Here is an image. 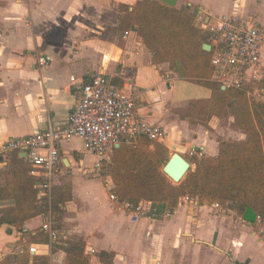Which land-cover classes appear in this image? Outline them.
<instances>
[{"label": "crops", "instance_id": "obj_1", "mask_svg": "<svg viewBox=\"0 0 264 264\" xmlns=\"http://www.w3.org/2000/svg\"><path fill=\"white\" fill-rule=\"evenodd\" d=\"M137 1L0 0V146L48 126H63L75 103L73 86L93 73L108 75L117 86H129L136 113L162 127L167 137L161 144L179 153L190 166H194L190 158L216 156L219 141L246 139L231 116H211L207 126L180 117L190 103L210 98L211 89L182 77L168 63L153 64L142 39L131 29H118L116 6L125 4L131 10ZM182 5L194 13V19L197 10L211 18L225 15L217 14L209 0H175L176 8ZM203 43L208 44V39ZM263 47L264 42L261 72ZM40 55L50 57L47 66L37 65ZM204 80L211 81L209 76ZM144 139L149 142L138 138L130 146ZM85 152L92 155L83 147L59 148L60 169L71 197L63 203L57 232L64 240H81L89 264H103L98 257L101 251L114 254L112 264H199L201 256L210 260L207 264H231L226 260L229 252L235 264H264V242L257 232V220L250 223L234 210L215 208L213 203L192 197L185 201V196L166 213H159L157 204L140 200L152 204L149 216H142L132 203L109 198L114 186L109 175L103 184L95 174H80L82 169L73 158L77 154L82 156L79 164L86 168L82 173L95 172V157L84 164ZM0 157V190L10 189L4 170L14 157L25 161L23 153L12 151ZM92 180H97L96 184ZM14 205L12 195L0 199V217ZM43 220L44 212L24 221L20 229L0 222V262L8 257L7 264H16L12 260L18 252L15 246L33 243L40 245L39 251L28 255L45 258L46 263L29 259L28 264H54L55 257L59 264H66L65 252L54 248L58 241H31L36 233L44 234L40 230Z\"/></svg>", "mask_w": 264, "mask_h": 264}, {"label": "trees", "instance_id": "obj_2", "mask_svg": "<svg viewBox=\"0 0 264 264\" xmlns=\"http://www.w3.org/2000/svg\"><path fill=\"white\" fill-rule=\"evenodd\" d=\"M115 12L118 29L133 30L150 51L153 64L168 63L182 77L211 89L210 98L190 103L180 117L207 126L209 117L228 115L234 126L246 133V139L219 141L218 154L195 158L194 170L179 184H173L160 170L161 162L168 156L163 144L157 142L153 151L146 148L145 139L135 146H112L104 172L112 178L111 192L123 203L151 201L157 204L159 213L175 209L179 198L187 194L201 202H217L247 222L253 223L257 218L264 222V102L248 97L247 90L254 82L221 89L218 83L204 80L209 76L210 53L203 51L201 45L207 38L202 28L193 23L194 13L187 6L176 8L171 0H139L131 10L128 5L118 4ZM4 171L10 178V189H1L0 199L12 195L15 205L0 217V222L20 229L24 221L43 213L46 203H37L34 178L25 161L14 157ZM70 197V187H55L51 204L64 203ZM31 241L45 243L47 237L38 232L31 236ZM57 241L54 248L65 252L66 264H89L81 240H64L59 236ZM113 255L101 251L98 257L103 264H112ZM29 259L46 263L45 258L30 257L27 252L12 256L16 264H28ZM8 261L5 257L0 264Z\"/></svg>", "mask_w": 264, "mask_h": 264}, {"label": "built area", "instance_id": "obj_3", "mask_svg": "<svg viewBox=\"0 0 264 264\" xmlns=\"http://www.w3.org/2000/svg\"><path fill=\"white\" fill-rule=\"evenodd\" d=\"M195 22L205 32L210 45L211 81L225 89L239 88L259 79L264 42L261 25L238 15L211 18L201 10L195 12ZM50 61L49 56L40 55L36 63L44 67ZM73 93L75 103L63 126H48L28 136L9 139L0 146V155L12 151L23 153L29 174L34 178L38 204L48 202L52 188L61 182L59 148L62 143L79 139L83 149L95 157L94 171L98 172L112 146L134 144L138 138L162 143L167 137L162 127L145 121L136 113L135 98L129 86H117L104 73L91 74L87 80L73 86ZM109 198L115 200L113 194ZM183 199L188 201L189 197ZM151 205L140 201L133 208L140 215L149 216ZM213 207L220 206L215 202ZM40 230L49 242L58 240V232L50 221L43 222ZM262 232L264 225L258 229V234ZM39 248L40 245L33 243L15 246L16 251L25 250L29 254L37 253Z\"/></svg>", "mask_w": 264, "mask_h": 264}, {"label": "rangeland", "instance_id": "obj_4", "mask_svg": "<svg viewBox=\"0 0 264 264\" xmlns=\"http://www.w3.org/2000/svg\"><path fill=\"white\" fill-rule=\"evenodd\" d=\"M171 1L175 2V0H171ZM209 3L212 6V8L216 11L217 14L224 13L225 15H238V16H241L244 18L246 17L250 23L257 22L260 25L264 26V0H220V2L218 0H209ZM182 6H185V5H182ZM193 23L196 24L195 19H193ZM251 87L252 88H248V90H247L248 97L252 100H255V101H262L263 100V102H264V67H263V71L260 73L259 79L257 81H255ZM226 118H227V116L224 117V119H226ZM156 143L157 142H150V141L147 142L146 141L144 143V145L146 146V148L149 151H153L154 145ZM69 147L77 148L78 150H80L82 148V143L79 139L78 140L71 139L69 143L62 144V148H69ZM173 152H174L173 150H169L167 158H169V156ZM73 158L77 161V167H80L82 169L80 171V174H82L83 176H86L88 174L89 175L95 174L94 176L101 179L103 184H105V182H107L108 176L104 172L106 171L107 166H108L107 165V163L109 161L108 156L104 159L103 163L101 164V168L98 172L95 171L93 173H87V174L82 173L86 169L85 165H82L83 166L82 167L79 164V159L82 158L81 154L80 155L77 154V156L74 155ZM167 158L164 161H162L160 164V170L161 171H162L163 165L167 161ZM197 158H199V157H197ZM93 159H94V157L92 155L85 152L84 160H83L84 164H89ZM190 161L193 162V160L191 158H190ZM194 168H195V166L191 165L188 172L194 170ZM186 174H185V176H186ZM65 176L66 175L61 176L60 184L57 186H54L52 188V191L55 187L69 185L68 181L65 179ZM185 176L179 182H172L167 176L166 177L173 184H179L185 178ZM0 181L3 182L2 176H0ZM91 182L96 184L97 180H92ZM94 189L96 190V187ZM183 196H188V195L186 194ZM192 198H194V197H192ZM180 199L181 198H179L178 203H179ZM51 200H52V194H51L50 200L48 202H46V204H45L46 207H45V211H44L43 222L50 221L52 223V225L54 226V228L59 232V230L61 228V219H62V216L64 213L63 208H62L64 204L59 203V204L53 206L50 203ZM207 203H213L214 204L215 202H208L207 201ZM223 209H226V208H223ZM263 225H264V222L258 223V226H257L258 229L261 227L263 228ZM257 232H258V230H257ZM259 236H260L261 240H263V242H264V232L259 233ZM55 253H58V252H55ZM233 256L234 255H232L230 252L228 254L226 253V260L229 261L231 264H235L233 262ZM56 261L57 260L55 257V260L53 262H56ZM209 261H210L209 259H205L203 256H201V258L198 260L199 264H207V263H209ZM35 264H41V262L39 261ZM47 264H51V263L48 262Z\"/></svg>", "mask_w": 264, "mask_h": 264}, {"label": "water", "instance_id": "obj_5", "mask_svg": "<svg viewBox=\"0 0 264 264\" xmlns=\"http://www.w3.org/2000/svg\"><path fill=\"white\" fill-rule=\"evenodd\" d=\"M201 48L203 51L209 52L210 45L207 43H203ZM222 89L224 88L222 87ZM189 166L190 165L185 158H183L179 153L173 152L169 160L163 165L162 172L172 182H179L188 172Z\"/></svg>", "mask_w": 264, "mask_h": 264}, {"label": "bare ground", "instance_id": "obj_6", "mask_svg": "<svg viewBox=\"0 0 264 264\" xmlns=\"http://www.w3.org/2000/svg\"><path fill=\"white\" fill-rule=\"evenodd\" d=\"M169 158H170V157H169ZM168 160H169V159H168ZM168 160H167V161H168Z\"/></svg>", "mask_w": 264, "mask_h": 264}]
</instances>
